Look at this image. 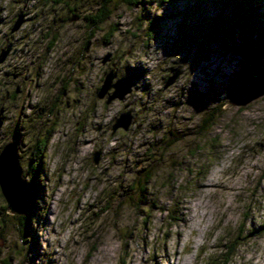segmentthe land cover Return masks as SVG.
<instances>
[{
  "label": "clouds",
  "instance_id": "1",
  "mask_svg": "<svg viewBox=\"0 0 264 264\" xmlns=\"http://www.w3.org/2000/svg\"><path fill=\"white\" fill-rule=\"evenodd\" d=\"M131 2L0 0V156L35 185L0 182V264H264V90L197 83L146 35L169 0Z\"/></svg>",
  "mask_w": 264,
  "mask_h": 264
},
{
  "label": "rangeland",
  "instance_id": "2",
  "mask_svg": "<svg viewBox=\"0 0 264 264\" xmlns=\"http://www.w3.org/2000/svg\"><path fill=\"white\" fill-rule=\"evenodd\" d=\"M174 1L172 4L164 5V14L162 17H156L152 20L151 24H148L147 37L151 38L153 44L155 43L156 37L157 45L162 47L166 54H173L169 57L170 60H181L178 54L180 53L183 59L191 61V67L196 74L197 83L206 82L213 86L221 87L230 84L231 88L234 79L240 71L241 57L235 51L229 49V45L226 42L227 39L219 40L217 37H214L212 35L213 31L209 27L210 25L215 27V18H218V30L225 37L227 35L225 31L229 29L231 12L224 10L223 14L218 16L220 10H222V0H217L218 2L214 0ZM129 7L131 8L132 6ZM76 10V5H72L66 9V11L73 13L71 20L77 17L73 21L80 23L81 21L76 15ZM149 16L150 14L145 10V18ZM17 18L18 16L13 22V25ZM139 19L142 21L143 17L141 16ZM27 22L28 20L25 19L23 24ZM83 22L86 23L85 17ZM115 28L116 26L113 25V30ZM108 35L110 36L111 32ZM196 63L197 65H195ZM18 92L19 89L17 88L13 94L15 95ZM197 94V86L194 84L193 95L195 96ZM116 100L119 101V99ZM117 131H123V129L119 128ZM30 187L33 191L35 190V185ZM0 205H7L1 191ZM21 221L22 223L26 222V218H22L21 216ZM32 250L34 253L36 252L34 244ZM5 264H10V261H6Z\"/></svg>",
  "mask_w": 264,
  "mask_h": 264
},
{
  "label": "trees",
  "instance_id": "3",
  "mask_svg": "<svg viewBox=\"0 0 264 264\" xmlns=\"http://www.w3.org/2000/svg\"><path fill=\"white\" fill-rule=\"evenodd\" d=\"M214 1L218 2L217 0ZM173 2L175 1L169 0L167 4H172ZM134 3L135 0H132L129 6H134ZM173 6L175 7V5ZM221 8L222 10H220L218 16H221L224 10L231 12L229 29L225 31L227 35L223 37L218 30L219 19L215 18V27H212L211 25L209 26L213 31L212 35L217 37L219 40L227 39L226 42L229 45V49H232L239 57H241V72L246 74L263 73L264 0H222ZM105 15V8H101L96 15L86 16L85 19L87 24L90 26ZM29 189L33 193L30 186ZM22 218H24V216H22Z\"/></svg>",
  "mask_w": 264,
  "mask_h": 264
},
{
  "label": "water",
  "instance_id": "4",
  "mask_svg": "<svg viewBox=\"0 0 264 264\" xmlns=\"http://www.w3.org/2000/svg\"><path fill=\"white\" fill-rule=\"evenodd\" d=\"M23 22L24 20H21L18 16L15 24L13 25V29H15L17 25L22 26ZM197 63L195 65H197ZM257 90H264V72L261 74L252 75L239 71L237 77L234 79L231 91L233 93H251ZM109 91L114 92V89H109ZM116 99H119V97ZM237 107L243 106L238 105ZM120 128L123 129L122 127ZM118 129L119 128L116 130ZM0 182L5 183L10 189L15 203L23 205L25 208L29 206L32 197V191L29 189V186L25 185L22 179L19 177L18 169L16 168L15 164L14 145H10L5 150V154L0 156ZM0 190L7 203V197L5 196L3 189L0 188ZM21 216L23 215L21 214Z\"/></svg>",
  "mask_w": 264,
  "mask_h": 264
},
{
  "label": "flooded vegetation",
  "instance_id": "5",
  "mask_svg": "<svg viewBox=\"0 0 264 264\" xmlns=\"http://www.w3.org/2000/svg\"><path fill=\"white\" fill-rule=\"evenodd\" d=\"M76 18H77V17L73 18L72 21H73L74 19H76ZM86 23H87V22H86ZM91 26H92V25H90V27H91ZM0 191H1V190H0Z\"/></svg>",
  "mask_w": 264,
  "mask_h": 264
}]
</instances>
